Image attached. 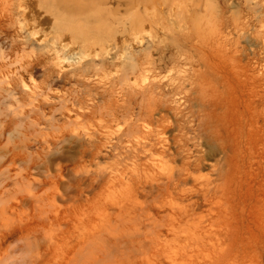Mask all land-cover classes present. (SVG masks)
Masks as SVG:
<instances>
[{"label": "rangeland", "instance_id": "obj_1", "mask_svg": "<svg viewBox=\"0 0 264 264\" xmlns=\"http://www.w3.org/2000/svg\"><path fill=\"white\" fill-rule=\"evenodd\" d=\"M140 1L0 0V264H264V0Z\"/></svg>", "mask_w": 264, "mask_h": 264}, {"label": "bare ground", "instance_id": "obj_2", "mask_svg": "<svg viewBox=\"0 0 264 264\" xmlns=\"http://www.w3.org/2000/svg\"><path fill=\"white\" fill-rule=\"evenodd\" d=\"M104 0H48V3H51L52 4V6L54 7V9H56L57 10V13H67L69 16H72V18H73V20H69V22H71V24H72V26H73V24H76V23H81V22H84V21H86L85 19H87L88 18V12H90L91 10H96V11H94L93 13H97V11H98V8H99V6L97 5V4H99L100 2H103ZM114 1V0H113ZM128 2H130V3H137L138 1H140V0H127ZM137 1V2H136ZM144 1H146L145 3H147V2H149V1H154V0H144ZM163 1V0H162ZM161 1V2H162ZM168 1V0H167ZM170 1V0H169ZM140 2H142V1H140ZM160 2V1H159ZM163 2H165V1H163ZM188 2V1H187ZM110 3H113V2H110ZM144 2H142V4H143ZM144 3V4H145ZM139 3H137L136 4V6L138 5ZM153 4V3H152ZM160 4V3H159ZM165 4V3H164ZM164 4H163V6H164ZM155 5V4H154ZM140 6V5H139ZM138 6V7H139ZM147 6H148V4H147ZM146 6V7H147ZM151 6V5H150ZM150 6H148V7H150ZM153 6V5H152ZM163 6H161V8L163 9ZM136 8L137 10L139 9V8ZM155 7H156V5H155ZM160 7V6H159ZM166 7H167V3H166ZM165 7V8H166ZM154 8V7H153ZM143 9V8H142ZM150 9H152V8H150ZM154 9H158V7L157 8H154ZM140 10V9H139ZM50 11V10H49ZM49 11L47 10L46 12H47V14L48 15H50L49 14ZM150 11V10H149ZM148 11V12H149ZM156 11L158 12V10H155V11H153V12H155L156 13ZM151 12H152V10H151ZM151 12H150V14H151ZM152 12V13H153ZM139 13H142V12H139ZM145 13V11H143V14ZM161 13V12H160ZM157 14H159V13H157ZM140 15V14H139ZM144 15H146V13L144 14ZM154 15L155 14H153V17H154ZM107 16V15H106ZM147 16H149V13H148V15ZM157 16L158 15H155V17L157 18ZM95 17V16H94ZM71 18V19H72ZM90 18V17H89ZM91 18H92V16H91ZM94 19V18H93ZM96 19H98V18H96ZM112 20V19H111ZM149 20H150V17H149ZM154 20H155V18H154ZM153 20V21H154ZM124 21V20H123ZM117 22V21H116ZM151 22V21H150ZM118 26H120V25H118ZM94 27H96V26H94ZM103 29H105V28H103ZM66 30L68 31V32H75V30L72 28V27H70V26H68V27H66ZM79 30V29H78ZM88 30V29H87ZM92 30V29H91ZM108 30V29H107ZM89 31V30H88ZM102 31V30H101ZM123 31V30H122ZM81 32V31H80ZM231 61V60H230ZM233 61V60H232ZM235 65V64H234ZM134 68H135V66H134ZM134 70V69H133ZM200 86V85H199ZM202 90H203V88H202ZM202 93H204V92H202ZM145 95V94H144Z\"/></svg>", "mask_w": 264, "mask_h": 264}]
</instances>
